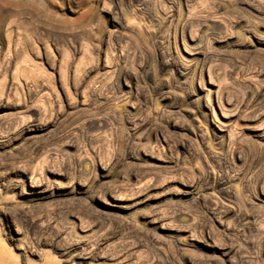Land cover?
<instances>
[{"label":"rangeland","instance_id":"374dc122","mask_svg":"<svg viewBox=\"0 0 264 264\" xmlns=\"http://www.w3.org/2000/svg\"><path fill=\"white\" fill-rule=\"evenodd\" d=\"M0 245L264 264V0H0Z\"/></svg>","mask_w":264,"mask_h":264},{"label":"bare ground","instance_id":"6f19581e","mask_svg":"<svg viewBox=\"0 0 264 264\" xmlns=\"http://www.w3.org/2000/svg\"><path fill=\"white\" fill-rule=\"evenodd\" d=\"M14 258V257H13ZM0 264H15V263H9L6 257V253L2 245H0Z\"/></svg>","mask_w":264,"mask_h":264}]
</instances>
